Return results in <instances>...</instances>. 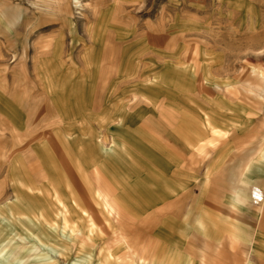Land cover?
<instances>
[{
	"label": "rangeland",
	"instance_id": "1",
	"mask_svg": "<svg viewBox=\"0 0 264 264\" xmlns=\"http://www.w3.org/2000/svg\"><path fill=\"white\" fill-rule=\"evenodd\" d=\"M80 1L0 0V264L51 259L49 264H140L143 258H137L135 248L133 256L123 247L118 262L110 258V251L120 246L113 234L121 228L114 219L112 227L102 230L104 224L81 217L74 206L68 214L82 230L83 244L55 232L48 239L51 224L66 232L72 228L57 216L48 186L58 190L59 200L73 205L78 194H71L66 182L81 179L93 192L100 180L116 183V193L123 181L128 188L136 183L171 204L155 216L161 221L176 215L184 228L175 242L150 232L147 246L156 254L142 264H207L199 257L196 218L201 210L195 201L200 196L208 201L217 187L221 200L232 202L231 185L239 184L231 175L243 180L253 165L261 164L256 157L250 162L244 157L264 140V97L255 95L257 84L251 85L258 82L253 69L264 71V0ZM114 19L119 33L111 38L105 27L107 22L119 24ZM119 42H124L122 57L132 60L119 69L123 73H112L123 81L86 83L98 76L94 56L116 51ZM144 64L153 68V81H128L137 70H146ZM58 70L71 82H51ZM213 83L227 91H218ZM201 107L221 113L218 124L229 133L215 147L208 144L187 154L177 127L186 118H201ZM233 135L238 142L231 145ZM58 136L71 143L70 153L58 151ZM45 144L54 146L57 159L45 161L42 168L37 152ZM68 158L76 159L73 169L66 166ZM27 167L43 175L45 184H33L24 174ZM254 190L258 197L261 191ZM211 209L216 215L231 211L230 205ZM239 209L246 214L247 202ZM37 236L54 249L40 248ZM25 245L32 247L29 252L21 250Z\"/></svg>",
	"mask_w": 264,
	"mask_h": 264
},
{
	"label": "crops",
	"instance_id": "2",
	"mask_svg": "<svg viewBox=\"0 0 264 264\" xmlns=\"http://www.w3.org/2000/svg\"><path fill=\"white\" fill-rule=\"evenodd\" d=\"M114 20L116 21V23H119L116 19ZM119 25L120 23L111 25V22H107V27L105 28H107L108 36L112 38L113 36H115V34H118L119 30L117 28ZM104 37L106 36H103V38ZM111 38L110 41H112ZM157 40L159 41L157 43L158 45L166 48V44L165 42H163V39L159 38ZM123 43L124 42H119L120 46L116 51L112 49L111 52H108V50H106V52L98 53V55L96 54V56H94L97 58L96 68L98 69V76L96 78L89 77L86 83L108 84L110 83V81H112L111 84H113L118 81H123L120 75L116 78L112 77V73L117 72L119 74L121 72L119 69L128 68V66L132 63V60L128 59L129 57H122L121 55L122 50L120 49V47H122L121 45ZM143 68H146V70H137L136 74H133L131 79H128V81L132 80L134 83L139 82L142 79L153 81V68L147 67L146 64L143 65ZM253 71L256 72L258 82L251 83V85L255 87L256 84L258 85V87L256 88L259 90V92H257V94L255 95L257 97L263 98L264 71H257L256 69H253ZM58 72L59 73H57V79L52 77L53 79H51V82H56V80L59 82L65 81L66 83L71 82L69 77H64L63 70H58ZM161 76L157 77L156 82L161 81ZM213 86L215 87V89H218V91H227V87L219 83H213ZM201 88L204 89V87L202 86ZM205 88L213 89L212 86L209 87L206 85ZM246 91L253 93V88L246 89ZM117 95L120 94L117 93ZM145 97L147 96L145 95ZM201 109L203 112L201 118H186L185 122L181 120V123L177 127L179 134L182 133V135L184 136L185 143L183 144V150L187 152V154L188 151H190L191 153L192 148L201 152L200 150H204V147L208 144H212L215 147L220 136L227 135V133H229V130H225V128H222L218 124V121L223 119L221 113H219L217 110H214L212 112L211 108L207 107H201ZM257 136L259 135L257 134ZM56 140L57 145H59L58 151L65 153L71 152V143H65L59 136L56 138ZM263 141L264 140L262 139V144L260 143V145L258 146L260 148H258L257 146L256 148H251L248 155L244 157L245 162H250L253 158L256 157L261 161V164L257 167H254L255 165H253L251 173H249V176L243 180H237L236 178H234L233 174L231 175V178L233 180H236L239 184L238 187H235L233 184L231 185L232 195H234V197L232 198V202H223V199L221 200L222 196L216 193L217 187H215V189H211V195L208 201L201 196L197 198V201H195V206H199L201 210V214L197 215L196 218V223L198 224V226L196 225V228L198 230L201 242L199 257L202 263L264 264ZM237 142V136L233 135L231 137V145H234ZM53 148L54 146L52 144H45L43 149L39 153L37 152V156L41 161L42 168L45 165V161L51 162V158H53V162L57 159V154L54 152L55 149ZM258 151H260L261 154H259ZM127 154H129V152H127ZM10 155L11 154H8L7 157H10ZM74 159L75 158H70L69 160L72 162H67L66 166L68 167V169L74 168ZM187 159H189V157ZM116 160H118L119 163V158H115V161ZM191 160L193 162V159ZM24 174L28 175V179L35 185L45 184L44 176L38 175L35 169H33L32 173L31 170H28L27 167ZM55 177L56 175L53 176V178ZM58 177L63 179L59 174ZM82 181L83 180L81 179L79 180V182H72V180H69L68 182L73 185L75 194L81 195L83 193L84 200L88 203L89 211L92 212L96 217L98 225L103 224L105 212L101 205L98 206L97 204H95L96 199L94 195L96 194V191L100 190L105 192L109 196V198H112L116 202L120 212L116 226L123 228V230L129 233L131 239L133 240V249L135 248L137 251L139 250L138 252L135 250L137 258H143L146 260V258H149L152 254H156L155 251L152 250L150 245L147 246V241H149L150 237H152V235L149 234L150 232L152 234L154 231V233L160 235L162 239H167L170 237L171 241L175 242L178 239L176 233L180 232L179 230L184 228V226L179 225L181 223L177 221L176 215H174L175 219L169 217L163 220L161 219V221L160 218L157 219V217L155 216V213L157 212L156 210L159 209V212L164 211L166 213V210L171 208L169 207L171 206V204H169V202L166 203L165 198L155 199L154 197H152L149 188H147L146 186L141 187L137 186L136 183H130L133 185L128 188L129 184L127 185V182H124L122 180L123 183L120 184L121 186H119L122 188V190L119 193H116L112 189L114 184L116 183L112 184V186L104 180H100L97 183L95 192H93L92 189H90L91 187L88 186V182L86 181H83V183L85 182V186L81 187L83 186V184H81ZM255 187L263 193L261 199L259 197L261 195V192L259 193L258 197L254 195ZM114 188L117 190L118 187L114 186ZM245 202H247L248 204L246 214L241 212L239 209V207L243 206V203ZM224 205H230L231 211H225L222 212V214L216 215L211 209L212 207H218L221 209L224 207ZM188 224L190 225V222ZM156 225L160 227L158 231L154 230V226ZM189 246V248L194 249L193 244H189ZM118 253H120V250L118 251ZM193 253V251L190 252V254ZM145 260L144 263H146Z\"/></svg>",
	"mask_w": 264,
	"mask_h": 264
},
{
	"label": "bare ground",
	"instance_id": "3",
	"mask_svg": "<svg viewBox=\"0 0 264 264\" xmlns=\"http://www.w3.org/2000/svg\"><path fill=\"white\" fill-rule=\"evenodd\" d=\"M74 1L76 3H80L81 2L80 0H74ZM66 183L68 185V189L70 188V190H69L70 193L71 194L74 193V190L71 187L73 185H71L68 182H66ZM49 187H50V192L52 193V196L55 198V201H56V204H57V206H56L57 207V216L59 218H61V220L64 222V224H67V226H68V224L69 225L71 224L72 228H71V230L66 232L64 228H58V227H56V226L51 224V226H52V232L51 233L53 234V236H50V233H47L48 239L51 238V237L54 238L55 234L53 232H55V233H57L58 236H61V234H62V236L64 238H66L70 242L73 241V240L74 241L75 240L79 241L81 243L84 242L85 238L84 239L82 238V232H81L82 230L80 229V232H79V230L76 228L75 224H72V222L70 221L69 214H68L69 208L71 206L72 208L76 207V208H74L76 211L79 210L81 217H87L88 216L90 218H95L96 219V217L93 215V213L89 211V206H88V203L85 202V200H84L83 193L81 195L75 196L73 198L72 202H71L73 205H71V204H67L66 202L64 203L62 200H59L58 190H56V188H53L51 186H48V188ZM30 188L33 189L32 187H30ZM94 196H95V199H96L95 203L97 205H101L102 206V208L104 209V212H105V217L107 216L106 217L107 219L103 220V224H104L103 227L104 228H100V229L105 230L107 227H112L111 218L114 219L113 222H117V219L119 218V214H120L119 208H118L116 202L112 198H109V196L105 192L100 191V190H97L96 194ZM42 217L44 218V215H42ZM108 218H110V219H108ZM45 220H47V219H45ZM46 222H49V221L47 220ZM93 224L94 223H92V225ZM113 236L115 237L114 241L117 240L118 241L117 244L118 245L120 244V246L115 247L109 253L110 258L113 259L114 263L118 262V260L120 259V255L118 253L120 248L124 247L126 249V252L130 253L131 256H133V254H134V250H133V246H132L133 240L131 239L129 233H127L125 230H123V228H121L120 232L115 234V235L113 234ZM87 239L89 240V238H87ZM37 243H39L40 248H42V247L45 248L46 247V248L54 249V248L50 247L45 241H43L38 236H37ZM65 243H67V242H65ZM67 244H69V243H67ZM25 246L26 247H23V249H21L24 252H29L30 249L32 248L31 246H27V245H25ZM9 251H7L4 254V256H3L4 260L3 261H5L7 256L9 257V255H10ZM18 253L19 252H16L14 255L17 256ZM51 260H49L48 262L47 261H39L38 264H49ZM143 261H144L143 259L142 260L140 259V260L137 261V263L142 264Z\"/></svg>",
	"mask_w": 264,
	"mask_h": 264
}]
</instances>
